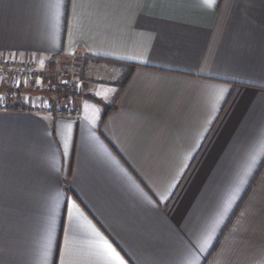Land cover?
Listing matches in <instances>:
<instances>
[{"label": "crops", "instance_id": "0c3cea01", "mask_svg": "<svg viewBox=\"0 0 264 264\" xmlns=\"http://www.w3.org/2000/svg\"><path fill=\"white\" fill-rule=\"evenodd\" d=\"M29 56L88 75L0 107V264H264V0H0Z\"/></svg>", "mask_w": 264, "mask_h": 264}, {"label": "rangeland", "instance_id": "374dc122", "mask_svg": "<svg viewBox=\"0 0 264 264\" xmlns=\"http://www.w3.org/2000/svg\"><path fill=\"white\" fill-rule=\"evenodd\" d=\"M66 60L67 61L53 59V62H51L53 65L49 63L43 72H38L36 70L35 73L27 79H12L11 77L0 79V107L13 108L15 104L12 103L10 98L12 94L16 96L34 91L45 92V90L48 89V87H52L54 83L64 87L73 85L75 87L73 91L77 93L80 92L84 87L83 78H86L88 75L87 69L83 68L81 64H76L74 60ZM62 73L67 74L66 76H62ZM5 82L8 83V85H6ZM48 95H46L47 98L45 97L46 100H48ZM44 107H47V105Z\"/></svg>", "mask_w": 264, "mask_h": 264}, {"label": "built area", "instance_id": "2783aa9c", "mask_svg": "<svg viewBox=\"0 0 264 264\" xmlns=\"http://www.w3.org/2000/svg\"><path fill=\"white\" fill-rule=\"evenodd\" d=\"M37 68V63L33 57H23L20 59H4L0 61V79L5 78H17V79H27L31 77ZM67 73H62V76H66ZM67 88L70 90H74L73 85H67ZM4 108V107H3ZM49 108V102L47 103V107ZM69 113L79 115L80 110H71Z\"/></svg>", "mask_w": 264, "mask_h": 264}, {"label": "trees", "instance_id": "16d2710c", "mask_svg": "<svg viewBox=\"0 0 264 264\" xmlns=\"http://www.w3.org/2000/svg\"><path fill=\"white\" fill-rule=\"evenodd\" d=\"M50 65H53L52 63ZM43 93H47L46 95H48L49 97V105H50V108L52 110H54L57 106H58V99L59 101H62L63 99H68V98H71V97H75V96H80L83 94V89L80 91V92H75V91H72V90H69L67 87H64V86H60V85H57L54 83V85H52V87H48V89L45 90V92ZM57 97V98H56ZM24 105L22 104H16L13 106V108H23ZM113 109V106L112 107H107L106 108V113H105V117L108 116L110 110Z\"/></svg>", "mask_w": 264, "mask_h": 264}, {"label": "snow or ice", "instance_id": "6c2138e0", "mask_svg": "<svg viewBox=\"0 0 264 264\" xmlns=\"http://www.w3.org/2000/svg\"><path fill=\"white\" fill-rule=\"evenodd\" d=\"M211 2L212 0H205V3L208 4L209 6H211ZM86 108L88 107L87 105L85 106ZM71 208H75V204L74 202H70ZM213 230L214 227H213ZM97 235H99L97 233ZM211 239V236L209 235L207 237V239L205 240V244H207V240ZM103 249L104 251L109 255V257L112 259V261L114 262V264H126L125 260L120 256V254L112 247L111 244L108 243L107 240L103 241ZM193 248H195V244L192 245ZM205 249L202 247L199 249V251H204Z\"/></svg>", "mask_w": 264, "mask_h": 264}]
</instances>
